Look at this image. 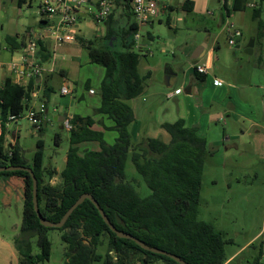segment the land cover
I'll return each instance as SVG.
<instances>
[{
    "label": "trees",
    "instance_id": "obj_1",
    "mask_svg": "<svg viewBox=\"0 0 264 264\" xmlns=\"http://www.w3.org/2000/svg\"><path fill=\"white\" fill-rule=\"evenodd\" d=\"M25 1L17 0L18 7ZM130 1L111 0L112 10L103 21V35L79 39L90 62L104 68L99 84L100 104L95 113L112 122L105 128L115 130L114 142L107 143L103 132L93 128L96 120L92 116L73 114L67 118L70 128L66 160L58 173L59 180L51 183V177L57 172L53 167L43 166L45 142L42 138L35 142L30 163L17 144V133L14 143L6 144L9 123L21 118L36 79L30 78L22 85L6 77L0 85V166L31 168L37 179L38 210L46 220L58 222L82 193H89L117 230L133 235L148 246L175 254L188 264H224L228 260L224 245L230 239H224L212 224L197 218L203 168L211 155L208 138L198 136L196 126H187L184 119L177 118L161 124L170 137L167 142L158 137H146L133 144L128 126L134 120V111L128 101L141 94L151 73L146 71L140 75L138 72L143 53L134 48L133 36L139 27ZM263 1L258 0V3ZM246 3V0H234L233 10L243 9ZM192 8V0H183L180 4V9L190 11ZM253 11L256 17L258 9L253 8ZM47 22L41 18L37 25L41 27ZM148 37L152 38L150 33ZM5 39L12 51L24 44L15 37ZM37 45L36 62L42 65L50 60V54L40 39ZM194 74L196 80L204 81V74L196 70ZM51 92L50 87L44 89L45 103ZM60 132L54 133L56 144L61 140ZM87 141L97 142L99 148L81 152L78 144ZM128 157L150 189L148 195L141 196L136 185L125 179ZM12 175L21 178L23 189L21 222L14 240L17 264H43L49 260L50 229L63 231L61 239L67 246L64 264H93L97 260H102L103 264H153L159 259L179 264L166 255L142 249L133 240L117 237L89 199H84L61 227L41 225L33 208L30 174L24 170L0 171L2 178ZM33 237L38 247L35 254L32 253ZM104 241L106 249L98 253ZM262 246L261 241L252 264H263L259 260Z\"/></svg>",
    "mask_w": 264,
    "mask_h": 264
},
{
    "label": "rangeland",
    "instance_id": "obj_2",
    "mask_svg": "<svg viewBox=\"0 0 264 264\" xmlns=\"http://www.w3.org/2000/svg\"><path fill=\"white\" fill-rule=\"evenodd\" d=\"M39 1L33 0L29 5L27 4L29 1L26 0L18 7L17 0H0V61H9L13 52L5 39L6 37H15L18 42H21L23 39H27L26 30L28 27H35L39 16ZM233 1L226 0V3H223L222 0H205L202 6L193 8L190 11L176 6L177 8H174L175 10L170 13V21L167 20L165 14H159L160 21L155 20L152 24L148 23L139 27L138 41L144 44L148 53L142 52L138 72L143 75L146 71H150L151 75L145 80L141 94L128 101L134 111V120L128 126L134 145L135 139L137 142L143 139L145 126L152 124L153 135L158 137L160 132L165 131L162 127H159V124L172 121L178 115L180 104L177 100L180 98L181 93L176 92L174 97H167V95L180 85L183 71L187 66V61H189L183 56L181 48L186 44L198 43L206 36H209V43L214 41L215 44L216 74L220 77H227L225 79H232L238 70V66H242L244 68L242 72L244 78L250 79L253 83H258V86L244 90L250 95V100L254 98L259 100L260 95L264 94V55L262 62H259L260 66H255L261 53L260 43L264 39V24H262L264 22V9L260 17L254 18L252 14L256 5L252 7L246 4L243 9L244 13H240L238 10H232ZM246 2L251 3L252 0H246ZM226 23L233 24L241 32L237 43L238 48L234 47L235 44L230 45L228 43L231 31L225 27ZM149 33L153 38L148 37ZM251 38H254L253 53L247 54L244 52V47ZM84 52L86 53V50ZM53 56H55L54 51H50V60L43 63L44 67L51 68ZM223 61L231 63V73H223ZM93 66V68H102L97 64H93ZM247 69H252L250 78L246 74ZM165 70H171L172 72L169 85L164 82ZM234 71L235 74H233ZM94 80L95 78L92 77V87L95 93L89 99L86 95V89L78 85L80 87L74 93L73 106L70 112L87 116H99L95 113V108L99 105L100 95L97 88L98 83ZM49 81L48 84L53 92L50 94L47 103V117L53 121L52 118L56 114L54 100L58 98L67 100V97H62L58 93L57 85L61 83V76L58 73H52V78ZM81 94L83 99L75 98V95L79 96ZM240 97L244 96L241 94ZM262 113L264 114V111ZM20 124L22 143L30 148L34 145L35 139L40 136L45 142L43 166L46 167L51 164L58 166L61 170L68 147L67 133L61 129V140L58 142L59 144H56L54 141L56 127H50L48 123H45L44 133L39 134L26 118V110H23L21 114ZM136 124L139 132L135 134ZM111 125L112 122L104 118L103 122L98 123L95 127L96 130L103 132L107 143H113L116 138L115 130L105 128ZM210 128L212 132L216 129L219 136H221L222 129L225 128L226 130L228 127L226 128L222 123H212ZM31 131L33 135H31ZM158 138L162 139L161 136ZM83 147L97 150L99 145L94 141L87 142L80 145L81 152ZM222 152L223 149L220 150V153H216L214 157L213 154L206 158L201 178L197 218L212 224L224 239H230L224 245V253L226 257L233 256L224 264H252L254 257L257 255V248L264 239V144H262V141L259 142L256 151H251L245 159H238L237 154L235 155L234 158H237L238 163L246 167L244 174L236 170L228 173V168L221 169L219 162ZM257 155L259 158H257ZM248 156L253 157L247 159ZM124 173L125 179L136 185L141 196L150 193V189L141 175L136 172L129 157L125 163ZM227 182L230 184L229 187L226 186ZM2 199L3 193L0 191V236L4 237L8 243L6 247L0 245V264H16L17 255L14 251V240L18 235L21 222L22 201L17 204L13 199L4 203ZM258 232H260L259 236L252 242L255 248L251 245L248 246V243L245 245ZM62 233L63 231L59 229L48 230L51 253L49 260L43 262V264H64V254L67 246L61 239ZM31 244L32 253H37L36 237L31 239ZM105 249L106 241L97 249V252L102 254ZM111 255L113 256L114 253L112 252ZM259 260L264 264V244ZM93 264H103V261L97 260ZM153 264L168 263L159 259Z\"/></svg>",
    "mask_w": 264,
    "mask_h": 264
},
{
    "label": "crops",
    "instance_id": "obj_3",
    "mask_svg": "<svg viewBox=\"0 0 264 264\" xmlns=\"http://www.w3.org/2000/svg\"><path fill=\"white\" fill-rule=\"evenodd\" d=\"M29 2L27 4H31L33 0H28ZM42 0L38 3V13L39 16L36 20V25L33 28H29V31L27 29V39H23V43L26 45L30 38V33L33 31L36 33V30L38 27V21L42 18L39 12V4ZM98 1L99 0H85L81 3H75V10L76 15L78 17V21L74 25L75 30V41L62 44L60 47H58L55 50V56H53V61H51L52 65L51 68H46L42 64L43 71L38 76L34 77L36 79L37 88H38V96L37 98L32 97L31 100L25 101L26 106L29 108L31 106L37 107L40 102H45V98L42 96V93L45 88L51 86L48 84L52 78V73H58L61 76V83L57 85L58 93L62 97H67L66 99H55L54 100V106L56 108L54 111L56 114L54 116L58 117L62 113L67 114V118H70L75 112H70V109L73 106L74 101V93H76V90L78 87L82 86L84 89H86V95L87 98H91V96L94 95L95 91L92 87V77L95 78L94 81L98 83V92H99V84L100 81L104 75V68H93V64L91 63L87 54V50L84 48V46L80 43L79 39H88L93 37H100L104 33V26L103 23L99 24L96 23L94 20V16L97 13L98 9ZM193 1V8H198L202 6V4L205 2V0H192ZM256 1V6L254 8L258 9L257 17H260L263 9H264V1L262 3H258V0ZM247 4V3H246ZM192 8V9H193ZM244 9V8H243ZM243 9H239L238 11L240 13H244ZM175 10V9H173ZM170 10L166 13V18L168 21L171 19V11ZM233 10V9H232ZM254 12V11H253ZM253 17V14H252ZM47 21H56L57 16H53L50 18H46ZM155 20L160 21V16L155 17L152 19L149 24H152ZM170 23V22H169ZM148 24V23H147ZM264 24V22L262 23ZM152 36V35H151ZM153 38V36H152ZM240 37L235 39V48H238L239 45L237 44L239 42ZM40 41L44 46L46 47L48 53L50 54V51H52V45L53 42L49 38H41ZM205 41V38L200 40L198 43L194 42L190 45H185L181 48L183 56L186 57L189 61H187V66L185 70L183 71V78L181 80L180 85L177 87V89L172 90L168 93L167 97H174L176 95V92L180 95V98L177 100V102L180 104L178 115L169 122H173L177 118H182L185 121V124L187 126H196V134L200 137L208 138V147L211 152V155L213 157L216 153H220V150L223 149L222 154L220 155V168L226 169L228 168L227 172L232 173L240 172L242 174L245 173V165L239 164L237 158H234L237 154L238 159H245L247 154H250L252 151H256V149L259 146V142L262 141V144H264V114L262 111H264V94L260 95V99H252L250 100V95L244 91L248 90L251 87L258 86V83H253L250 79L244 78L243 67L238 66V70L235 74V71L233 72V78L232 79H225L227 77H220L216 74L215 71V64L217 59L214 56V49L215 44L214 41L209 43V40L207 42V45L202 51V56L198 58H194V54L196 51V48L198 45L203 43ZM21 43V48L13 51L11 54V57L9 61L3 62V67L0 68V85L2 84L4 78L11 77L13 78V74H11L8 71V63L13 60L19 64V69H29V58L28 60L23 59L22 54V46L24 45ZM144 50V44L140 43ZM260 54L258 57V63L255 64V66H260L259 62H262L263 55H264V39L260 43ZM237 45V47H236ZM254 47V44H253ZM253 47H252V53H253ZM245 48V47H244ZM86 50V53L84 52ZM38 51V48H37ZM36 51V52H37ZM251 53V54H252ZM195 60V61H193ZM206 64L207 69L206 73L204 74V81L201 83L200 81L196 80L195 78V66ZM224 71L223 73H229L231 71V63L228 61H223L222 64ZM231 73V72H230ZM252 73V69H247V75L250 78ZM226 76V75H225ZM30 78H24L23 84L26 85L28 83ZM219 79L221 81L220 84L214 85L213 80ZM80 85V86H78ZM62 86H67L69 89V93L67 94H61L60 88ZM183 90V93H182ZM175 91V92H174ZM53 92V90H52ZM51 92V93H52ZM50 93V94H51ZM174 93V94H173ZM243 95L244 97H240V95ZM76 99H83V95L76 96ZM49 100V98H48ZM48 101L45 103V121L41 124L40 130H37L39 134L44 133V125L45 123H48L50 127H56L57 130H61L59 128L60 123L57 121L52 120L51 121L48 117ZM258 103V104H257ZM100 104V102H99ZM99 106V105H98ZM97 106V107H98ZM26 107V108H27ZM96 107V108H97ZM95 108V109H96ZM26 110V109H25ZM95 114V113H94ZM82 116H87L83 114H79ZM99 116L93 115L92 117L96 120V123L94 124L93 128L97 126L98 123L103 122L105 116L98 114ZM53 116V117H54ZM136 119V118H135ZM99 120V121H98ZM16 121H13L9 124V130L10 132L6 135V144L7 143H14L15 139L11 138V130L15 128V132L17 133V144L21 149V153L23 157L26 159L27 163H30L31 156L33 151L35 150V143L30 148H27L24 143H22V134L20 133V122L18 123ZM212 123H222V125L226 126L222 129L221 136H219V132L211 131L210 127ZM162 122L159 124V127H161ZM161 129V128H160ZM55 130V132L57 131ZM64 131L67 133V130L64 129ZM153 125L148 124L145 126L143 133L144 137H155L153 135ZM34 132V130H33ZM33 132L31 131V135H33ZM54 132V133H55ZM137 130V124L135 125V134L138 133ZM35 133V132H34ZM161 136L163 141L167 142L169 140V135L163 131L160 132L158 137ZM41 138L40 136L35 139V142L37 139ZM91 142V141H87ZM87 142H81L78 144V147L80 148V145H83ZM135 142L136 139H135ZM87 149V147H83L82 150ZM88 150V149H87ZM90 150V149H89ZM81 151V150H80ZM30 156V157H29ZM253 156H248L247 159H250ZM231 158H234L233 160ZM257 158L259 156L257 155ZM66 160V155L64 156L63 161ZM231 160V161H230ZM47 168H55L56 174L51 177L50 182L54 183L57 180H59V172L60 168L58 166L54 165H47ZM238 180V179H237ZM229 182L226 183V186L229 187ZM0 191L3 193V199L2 201L6 203L8 200H15V202L21 203L23 201V189H22V180L18 176H9L6 178L0 177ZM259 233H256L252 238H250L245 245L248 246L252 244V242L259 236ZM264 244V239L262 240ZM0 245L3 247H6L8 245L7 240L4 237L0 236ZM15 251V250H14ZM16 253V252H15ZM233 255H230L228 257V260ZM16 264H17V256H16Z\"/></svg>",
    "mask_w": 264,
    "mask_h": 264
},
{
    "label": "built area",
    "instance_id": "obj_4",
    "mask_svg": "<svg viewBox=\"0 0 264 264\" xmlns=\"http://www.w3.org/2000/svg\"><path fill=\"white\" fill-rule=\"evenodd\" d=\"M85 0H42L39 4V12L42 18H50L57 16L56 21H48L43 26L37 28L36 33L33 31L30 33V38L26 45L22 48L23 59L28 60L29 58V69H19V64L13 60L8 63V71L13 74V82L24 85V78H33L41 74L43 71L42 65L36 62V51L38 48L37 39L49 38L52 40V51L60 47L62 44L75 41V30L74 25L78 21L76 15L75 3H81ZM183 0H131L130 8L135 17L138 27L149 23L152 19L157 17L159 14H165L173 10L174 8H180V4ZM226 3V0H222ZM248 5L254 7L256 1L252 0ZM177 6V7H176ZM112 10L111 0H99L97 13L94 16L96 23H103L105 18ZM225 27L230 29L231 35L228 39L230 45L235 44V38L240 37L241 32L238 28L234 27L231 23H226ZM135 43L134 48L141 52L148 53L144 50L143 46L138 41L139 30L135 32L133 36ZM3 67V63L0 61V68ZM207 69L206 64L196 65L195 70L199 73L205 74ZM221 81L214 79L213 84L218 85ZM37 84L32 86L31 99L32 97L37 98L38 96ZM61 94L69 93L67 86L60 88ZM30 99V100H31ZM27 101V100H26ZM45 102H40L37 107L26 108V118L32 125L34 130H39L43 121H45ZM44 112V113H43ZM10 124V123H9ZM63 128L68 130L70 123L66 117L63 121ZM7 149V146H6Z\"/></svg>",
    "mask_w": 264,
    "mask_h": 264
},
{
    "label": "water",
    "instance_id": "obj_5",
    "mask_svg": "<svg viewBox=\"0 0 264 264\" xmlns=\"http://www.w3.org/2000/svg\"><path fill=\"white\" fill-rule=\"evenodd\" d=\"M208 38L209 36H206L205 41L203 43H201L200 45L197 46L195 54H194V58H198L202 56V51L205 48V46L207 45L208 42ZM254 44V38H251L249 40V42L245 45L244 48V52L247 54H251L252 53V47ZM237 47V45H236ZM171 70H165V74H164V82L166 85H169V79H170V75H171ZM67 114L66 113H62L61 115H59L58 117L54 116L53 120L57 121L58 123H60L59 128L63 129V121L66 119ZM18 123L20 121H17ZM15 128L11 130V138L15 139ZM12 146V145H11ZM10 146V147H11ZM12 170H24L27 171L30 174L31 180H32V203H33V208L36 212V215L39 219V222L41 225L46 226V227H61L66 219L69 217V215L71 214V212L80 204L84 201V199H89L94 206L97 208L100 216L102 217L103 221L105 222V224L108 225V227L110 228V230H112L117 237L120 238H127L130 240H133L136 244H138L142 249L148 250L150 252L153 253H157V254H161V255H166L170 258H172L173 260H175L176 262H178L179 264H188L187 262H185L184 260L180 259L177 255L172 254L170 252H167L165 250L159 249L157 247H152V246H148L146 245L144 242H142L141 240H139L138 238L134 237L133 235L123 232V231H119L117 230L108 220V218L106 217L103 209L99 206V204L97 203V201L91 196V194L89 193H82L74 202L73 204L65 211V213L62 215V217L60 218V220L58 222H51L49 220H46L45 218H43L41 216V214L39 213L38 210V206H37V179L35 178L32 170L30 167L27 166H13V165H7V166H0V171H12ZM86 242V241H85Z\"/></svg>",
    "mask_w": 264,
    "mask_h": 264
}]
</instances>
